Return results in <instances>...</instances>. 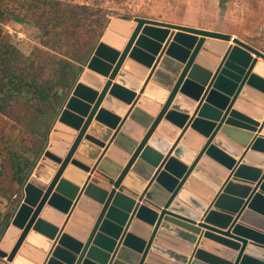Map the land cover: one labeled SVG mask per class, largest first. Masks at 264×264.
<instances>
[{
	"label": "water",
	"instance_id": "obj_1",
	"mask_svg": "<svg viewBox=\"0 0 264 264\" xmlns=\"http://www.w3.org/2000/svg\"><path fill=\"white\" fill-rule=\"evenodd\" d=\"M121 22L64 102L74 133L51 138L23 187L0 264H33L24 244L42 264H264V54Z\"/></svg>",
	"mask_w": 264,
	"mask_h": 264
},
{
	"label": "rangeland",
	"instance_id": "obj_2",
	"mask_svg": "<svg viewBox=\"0 0 264 264\" xmlns=\"http://www.w3.org/2000/svg\"><path fill=\"white\" fill-rule=\"evenodd\" d=\"M57 3L65 8L70 4L88 6L91 11L97 12L103 25L108 17L142 16L170 23L211 27L264 53V0H0V48L14 47L17 58L20 56L17 70L12 72L15 73L13 77L8 73L0 74V103L5 110H12L9 117L0 113L2 224L8 221L14 204L19 200L14 199L15 194L11 190L13 175L23 177L30 164V149L36 145L32 139L38 138L40 133L38 126L55 115L60 98L70 90L66 87L61 89L57 84L55 59L58 57L50 49L52 40L60 33L62 35V31H71L66 22L53 26L57 18L55 10L60 8L55 5ZM62 37L61 40H68V44L73 41L70 33ZM4 52L0 51V55L3 56ZM53 56L55 58L52 59ZM46 58L50 59V69L47 75H40L43 72L40 64ZM30 79H35L37 84L25 81ZM58 91L63 92L61 96H57ZM18 139L25 145H21ZM22 148L26 149L24 163L19 158L23 157Z\"/></svg>",
	"mask_w": 264,
	"mask_h": 264
},
{
	"label": "trees",
	"instance_id": "obj_3",
	"mask_svg": "<svg viewBox=\"0 0 264 264\" xmlns=\"http://www.w3.org/2000/svg\"><path fill=\"white\" fill-rule=\"evenodd\" d=\"M44 4H46V2H44ZM55 5L60 6V8H57L55 10V12L57 13V18L55 19L53 26L56 27L63 25L65 22L68 23L70 25L71 31H62V35L64 34L65 36L67 33H70L73 39L72 43L68 44V40H61L63 37L60 33L59 37L54 38L50 44L51 51H54V55L56 54V56L58 57L57 59H55L57 63V66L55 68V70L57 71V84L61 89H63V87H66L69 90L72 87V84L74 83L78 72L80 71V68H78L74 64V62L80 63L84 62L87 59L88 54H90L93 48L96 46L105 25H103L99 20L97 12L91 11V8L88 6L70 4L69 6H67L68 8H65L61 3H57ZM67 47L69 48V51L67 50ZM0 51L1 53L5 51L2 54L3 56L0 55V68L2 67V71L0 72V74L8 73L10 77H13L15 73L12 72L14 70H17V62L20 61V56L17 58L18 53L16 52V48L14 47H1ZM51 58L53 59L55 58V56ZM49 62L50 59L46 58L42 65L40 64L43 70L42 73H39L40 75L48 74L47 71L48 69H50V65L48 64ZM53 74H55V72ZM25 81L30 84H37V81L35 79ZM61 93L63 92H56L57 96ZM5 109L3 103H0V113H3V115L6 114L7 117H9L8 115L10 112H12V110L9 111ZM2 219L3 218H1L0 216V236H2L4 231L2 228L6 227V224H2Z\"/></svg>",
	"mask_w": 264,
	"mask_h": 264
},
{
	"label": "crops",
	"instance_id": "obj_4",
	"mask_svg": "<svg viewBox=\"0 0 264 264\" xmlns=\"http://www.w3.org/2000/svg\"><path fill=\"white\" fill-rule=\"evenodd\" d=\"M135 18H145V19H149V20H153V21H157V22H163V23H168V24H176V25L187 26V27H192V28H197V29H204V30L219 32V30L211 28V27L199 26V25H194V24L190 25V24H185V23H170V22H167V21H162V20H157V19H152V18H146V17H142V16H140V17L136 16V17H130V18L108 17L107 22H106V24L104 26V29H103V31H102L97 43L100 41V38H102L105 35V33L108 30V26L112 22H116V24L119 25L120 23H122L121 21H123V22H132ZM89 56H91V53L88 54L87 59L89 58ZM86 60L84 62H80V63H75L74 62V64L78 68H80V71L78 72L77 77H76L74 83L72 84V87L70 88V90H69V92L67 94H65L62 98H60V102L58 104V107L56 108L55 115H53L52 117L48 118V121H46L45 124L43 123L44 125L42 124L41 126H38L37 129L40 128V133L38 134V138L32 139V141H34L36 145L34 146V148L31 147V149H30V154L31 155L28 157V160H29L30 164H29L28 168L25 170V172L23 174V177L22 178H17L16 175H13V177H12L13 185H12L11 190H12V193L15 194L14 195V199L19 198V200H18V202L16 201V204H14L15 205L14 209L12 210V213H11L10 217L8 218V221H6V223H5L6 227L2 228L4 231H3L2 236H0V246L3 243V237H5L7 232H8L7 234H9L10 231H14L13 235L11 236V238L9 240L7 239L8 248L12 245V243L15 240L16 232L10 226L11 225V219H12L15 211L17 210L19 204L21 203V193H22V189L25 186V184L28 183L29 181L36 182V180L34 178H32L31 174H32L33 170L35 169V167L37 166V164H39V162H41L42 155L45 152V150L47 148V145H49L51 143V138H53L55 141L68 142L67 139H68L69 134L70 133H72V134L74 133V131L71 130L66 125L65 121H60V117L62 115V109L64 108L63 107L64 106V102L68 99V97L70 96L71 90L79 82L80 75L86 69V66H85ZM32 137H33V135H32ZM18 141H19V143H21V145H25V142H21L19 139H18ZM14 142L16 143V141H14ZM22 150H23V152H22V155H23L26 149L22 148ZM25 157L26 156H24V155H23V157H19L20 159H22L23 163H24V161L26 162ZM186 158L191 160L192 159L191 154L189 153ZM21 164L22 163H20V165ZM58 191L61 192L62 191L61 188L58 187ZM76 195H77V191L73 194V198ZM65 231L70 236H73V234H74L73 231H72L71 225H69V227H66ZM163 244L166 245L167 243H163ZM18 255H20L22 258H24L25 260H27L28 262L33 263V264H42V262H43V260L45 258V255H43V254H40V255L32 254L30 247L26 246L25 244L22 247V249L18 252Z\"/></svg>",
	"mask_w": 264,
	"mask_h": 264
},
{
	"label": "bare ground",
	"instance_id": "obj_5",
	"mask_svg": "<svg viewBox=\"0 0 264 264\" xmlns=\"http://www.w3.org/2000/svg\"><path fill=\"white\" fill-rule=\"evenodd\" d=\"M12 235H13V231H10L9 234H8V236H7V239L9 240Z\"/></svg>",
	"mask_w": 264,
	"mask_h": 264
},
{
	"label": "built area",
	"instance_id": "obj_6",
	"mask_svg": "<svg viewBox=\"0 0 264 264\" xmlns=\"http://www.w3.org/2000/svg\"><path fill=\"white\" fill-rule=\"evenodd\" d=\"M232 37H234V36H232Z\"/></svg>",
	"mask_w": 264,
	"mask_h": 264
}]
</instances>
